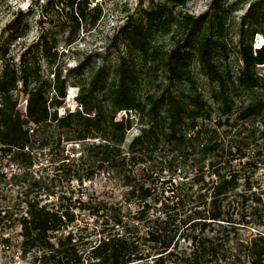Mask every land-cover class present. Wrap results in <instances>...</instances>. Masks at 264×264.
I'll return each mask as SVG.
<instances>
[{
	"label": "trees",
	"instance_id": "1",
	"mask_svg": "<svg viewBox=\"0 0 264 264\" xmlns=\"http://www.w3.org/2000/svg\"><path fill=\"white\" fill-rule=\"evenodd\" d=\"M144 1L107 51L72 67L58 61V45L96 25L102 5L94 0H37L39 35L18 53L12 47L29 34L35 7L18 10L0 34V151L27 187L16 222L21 252L34 264H264V199L244 170L256 137L246 124L264 128V43L254 47L264 35V0L250 2L237 23L244 0H212L199 15L184 10L192 0ZM70 85L78 105L61 114ZM72 142L82 143L78 160L105 165L125 188L123 202H105V225L92 231L73 207L30 196L33 152ZM195 147L208 169L189 180L144 165L159 151L187 159ZM64 159L61 167L75 160Z\"/></svg>",
	"mask_w": 264,
	"mask_h": 264
},
{
	"label": "rangeland",
	"instance_id": "2",
	"mask_svg": "<svg viewBox=\"0 0 264 264\" xmlns=\"http://www.w3.org/2000/svg\"><path fill=\"white\" fill-rule=\"evenodd\" d=\"M44 0H41L43 2ZM95 3L102 5V15L95 26L82 30L78 40L66 47L63 42L59 43V60L67 67L75 66L83 57L95 53L107 51L111 47L113 34L127 20V17L135 13L142 5L147 6L149 2L141 0H94ZM212 0H192L185 7V11L199 15L205 12ZM234 1V0H231ZM256 0H244L242 10L233 14V21L237 23L246 11L250 2ZM37 0H0V34L17 14L18 10L29 12L37 6ZM31 12V11H30ZM33 12V11H32ZM28 18L30 24L29 34L16 42L12 47L15 53H18L22 44L31 43L40 32L38 23L39 12L35 7L34 13ZM235 28V27H234ZM168 37H160V42L168 44ZM264 43V35L258 34L254 40V47L257 48ZM64 51L62 54L61 52ZM100 59H93L91 66L96 68L100 65ZM234 71L239 68L237 60H232ZM200 78V76H199ZM79 88L69 86L67 96L60 113L66 110H75L78 102L76 96ZM27 95L22 96L21 109L24 111ZM124 115L120 113L118 118ZM249 130H256V137L248 149L250 154L248 159L250 164L245 165L244 170L251 175V181L254 189L260 193L264 199V128L259 123L254 126L246 124ZM139 133L138 127H134L127 134L124 148L127 150L133 138ZM87 141L94 142L95 139ZM82 151V143H62L55 145L51 150L36 149L34 154V165L29 170L32 180H36L30 196L31 198H42L43 202L50 204H63L71 206L76 210L79 217V225L90 231L101 228L105 225V202L124 201L125 188L122 186L119 178L112 173L105 172V165L92 161L83 163L78 160ZM69 157V159H64ZM64 160L69 162L72 159L71 166L61 167L60 163ZM245 158L243 165L248 160ZM209 160L204 159L199 147H195L187 159L174 157L166 151L157 152L154 157L148 158V163H144L150 170L162 171L163 177L173 176L175 181L179 182L184 177L186 180L192 178L196 173H203L208 169ZM239 163V161H237ZM143 165V166H144ZM80 169L81 180L73 177V169ZM21 169L10 161V157L0 151V215H6L3 226L0 227V264H34L31 255L24 256L21 252L22 236L21 228L17 219L25 211L24 193L27 190L25 185L17 183L12 175L20 173ZM82 204H87L91 209L84 210ZM99 211L98 215L93 212ZM98 236L94 235V239Z\"/></svg>",
	"mask_w": 264,
	"mask_h": 264
}]
</instances>
